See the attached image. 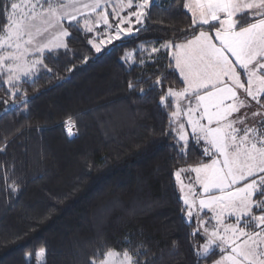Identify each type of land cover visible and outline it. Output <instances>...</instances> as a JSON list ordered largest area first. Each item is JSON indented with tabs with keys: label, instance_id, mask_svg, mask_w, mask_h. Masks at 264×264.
Instances as JSON below:
<instances>
[{
	"label": "trees",
	"instance_id": "16d2710c",
	"mask_svg": "<svg viewBox=\"0 0 264 264\" xmlns=\"http://www.w3.org/2000/svg\"><path fill=\"white\" fill-rule=\"evenodd\" d=\"M182 3L154 0L146 32L100 53L74 35L67 55L46 61L54 75L24 83L27 103L0 104V264H90L108 250L135 254L138 246L149 264H193L174 173L201 159L200 151L178 155L164 134L168 117L158 90L141 96L127 89L128 81H154L164 72L162 53L149 57L141 49L188 27ZM127 53L133 59L122 61ZM166 83L182 87L175 77ZM69 118L73 138L64 129Z\"/></svg>",
	"mask_w": 264,
	"mask_h": 264
},
{
	"label": "snow or ice",
	"instance_id": "6c2138e0",
	"mask_svg": "<svg viewBox=\"0 0 264 264\" xmlns=\"http://www.w3.org/2000/svg\"><path fill=\"white\" fill-rule=\"evenodd\" d=\"M152 2L119 0L109 12L110 0H0V87L7 86L0 104L27 103L24 83L54 75L46 61L67 55L74 35L96 53L138 39ZM182 7L190 13L188 27L149 52L167 59L164 72L157 70L154 81H128L127 89L141 96L158 90L168 117L164 134L178 155L200 151L201 159L174 173L183 192L180 212L192 229L193 264H264V0H183ZM132 59V53L121 57ZM170 77L182 87L166 83ZM66 125L67 135H75L76 123L69 118ZM141 247L135 254L108 250L90 264H149Z\"/></svg>",
	"mask_w": 264,
	"mask_h": 264
},
{
	"label": "rangeland",
	"instance_id": "374dc122",
	"mask_svg": "<svg viewBox=\"0 0 264 264\" xmlns=\"http://www.w3.org/2000/svg\"><path fill=\"white\" fill-rule=\"evenodd\" d=\"M153 1H154V0H153ZM17 2H19V0H18ZM57 2H60V0H57ZM117 2H119V0H110V4H109V6H108V11H109V12L112 11V5L115 4V3H117ZM125 2H126V0H125ZM133 3H134V5H135V3H137V2H135V0H133ZM128 11H129V10H128L127 8L123 9V10L121 11V15L126 14ZM113 19H114V17L110 16V21L113 20ZM98 27H99V30H100L101 32L104 31V27H105V26L100 25V26H98ZM106 45H107V44L103 45L102 48H103L104 46H106ZM149 52H150V50L147 51V54H149ZM183 167H186V166H181V167H179V168H183ZM179 168H178V169H179ZM178 169H177V170H178ZM177 170H176V171H177ZM176 171H175V172H176ZM191 175L194 176V174H191ZM177 187H178L179 195L181 196V198H183V192L181 191L180 184H179L178 182H177ZM196 190H197V191H200V189H199L198 186H197V189H196ZM182 200H183V199H182ZM113 251H115V250H113ZM121 253H122V252H121ZM36 264H41V261H38Z\"/></svg>",
	"mask_w": 264,
	"mask_h": 264
},
{
	"label": "built area",
	"instance_id": "2783aa9c",
	"mask_svg": "<svg viewBox=\"0 0 264 264\" xmlns=\"http://www.w3.org/2000/svg\"><path fill=\"white\" fill-rule=\"evenodd\" d=\"M66 121H68V120H66ZM66 121H65V123H64V129H65V132H66V126H70V125H66ZM73 131L76 133L75 135H73V136H68V138H73V137H75L76 135H77V128H75V129H73ZM67 134V133H66Z\"/></svg>",
	"mask_w": 264,
	"mask_h": 264
}]
</instances>
